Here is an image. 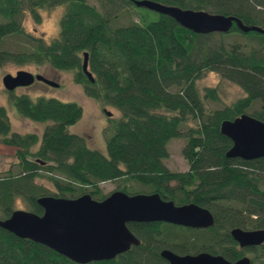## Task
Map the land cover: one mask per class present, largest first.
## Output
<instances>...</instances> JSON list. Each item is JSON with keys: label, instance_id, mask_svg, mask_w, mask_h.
<instances>
[{"label": "trees", "instance_id": "16d2710c", "mask_svg": "<svg viewBox=\"0 0 264 264\" xmlns=\"http://www.w3.org/2000/svg\"><path fill=\"white\" fill-rule=\"evenodd\" d=\"M96 1L99 7L86 0H0V65L33 62L71 70L86 95L120 112L112 130L105 133L104 154L68 131L82 113L77 102L8 91L21 116L49 122L39 137L32 131L11 130L0 104V142L14 147L18 167L16 172L7 168L0 175V218L14 209L12 200L17 195L28 210L40 214L36 198L41 195L88 193L101 199L107 193H102L99 182L118 180L115 188L126 193L155 191L176 204L195 202L211 212L213 224L188 228L164 221H128L127 227L140 242L112 258L86 263L0 227V264H167L159 254L162 248L176 253H219L229 260L247 251L249 264L264 257V241L239 247L229 234L233 226L264 228V156H226L231 140L219 131L222 120L241 113L264 121V54L259 47L244 48L236 40H225L232 33H248L264 45V31L242 32L232 25L226 32L195 33L166 14L152 10L155 17L150 18L148 8L132 0ZM154 1L231 14L264 30V0ZM56 4L64 9L51 40L25 33L24 12L37 21V9ZM122 4L136 12L138 19L111 25ZM11 35L24 37L28 44L5 47L3 41ZM84 51L92 81L81 70ZM205 70L238 84L243 94L209 108L206 102L217 101L218 93L214 85L197 87L196 79ZM255 103L256 108H251ZM188 120L194 123L188 125L182 147L188 167L171 171L162 162L166 142L180 136ZM38 178H46L50 186L37 183ZM129 180L141 187L131 189L125 184Z\"/></svg>", "mask_w": 264, "mask_h": 264}, {"label": "water", "instance_id": "95a60500", "mask_svg": "<svg viewBox=\"0 0 264 264\" xmlns=\"http://www.w3.org/2000/svg\"><path fill=\"white\" fill-rule=\"evenodd\" d=\"M142 6L172 17L179 25L195 33L226 32L235 25L242 32L264 31L258 25H247L231 14L192 9L154 0H132ZM81 70L93 80L87 69V52L82 53ZM4 89L12 91L17 86H27L33 80H41L56 86L41 73L18 69L13 74L4 73L1 78ZM106 114L110 112L104 109ZM220 133L231 140L225 155L252 159L264 156V121L241 113L219 124ZM40 214L28 209L14 208L8 216L0 218V227L18 237L42 243L74 262L109 259L138 244L139 238L129 230L128 221H164L190 227H208L213 224L211 212L195 202L176 204L163 198L158 192L126 193L113 189L101 199L88 193L76 197L41 195L36 198ZM229 234L239 247L255 246L264 241V228L244 229L233 226ZM167 264H249L246 254L226 259L219 253L198 251L176 253L168 248L159 251Z\"/></svg>", "mask_w": 264, "mask_h": 264}, {"label": "rangeland", "instance_id": "374dc122", "mask_svg": "<svg viewBox=\"0 0 264 264\" xmlns=\"http://www.w3.org/2000/svg\"><path fill=\"white\" fill-rule=\"evenodd\" d=\"M89 3L94 4L96 7L98 3L96 0H86ZM133 9L142 11V8H136L135 6H130ZM64 9L63 4H56L48 7H43L37 9L38 20L36 21L29 12H24L22 25L23 30L29 36L43 38L44 41L51 40L58 30L59 17ZM150 13V18L155 17V13L152 10H146ZM116 12L110 20L111 25H120L130 22L131 20H137V14L126 4H122L121 8ZM114 13V12H112ZM251 34L248 33H232L225 37L226 41L236 40L244 48L259 47L261 52L264 54V45L258 42L256 39L249 37ZM27 41L24 37L18 35H11L4 39L3 45L9 49L24 48L27 45ZM258 48V49H259ZM18 69H25L32 73H41L44 76L57 81V85H41L38 80H34L31 84L27 86H17L12 92H25L31 98L36 96H52L60 100H71L77 102L81 108L82 113L79 119L73 124L68 126V131L79 134L84 139L85 144L88 147L95 148L102 153L105 151V133L110 132L113 128L116 118L120 115V112L107 104L101 105L97 100L88 96L83 91L82 86L75 82L72 78V71L67 69H55L47 63H13L6 62L0 65V78L4 73H14ZM196 84L199 90L204 86H216L218 93L217 101H207L209 108H215L228 104L238 96L243 94L240 86L232 81L222 79L213 70H205L197 79ZM9 92L4 89L0 80V104H2L7 112V116L10 121L11 130L17 132H35L38 137L41 134L43 127L48 124L49 121H35L23 117L14 107L13 103L8 97ZM257 103H255L251 108H256ZM104 109L108 110L110 113L106 114ZM247 110V112H249ZM188 125H194L192 120H188L181 127L182 134L180 136H174L169 138L166 142L167 156L162 159L164 165L171 171H182L187 169V161L182 153V147L185 144L186 136L184 135L187 131ZM38 145V142L30 147L34 150ZM14 147L12 145L3 144L0 142V175L5 173L7 168L11 171H18V167L15 164L16 158L13 154ZM37 183L50 186L46 178L36 179ZM118 180H106L99 182L100 189L102 193H108L109 191L116 189L118 186ZM126 186L131 187V189L140 188L141 185L129 180L126 181ZM13 208L27 209L25 201L20 196H15L12 200ZM246 255L250 256V252H245ZM252 264H264V257L258 256Z\"/></svg>", "mask_w": 264, "mask_h": 264}, {"label": "flooded vegetation", "instance_id": "af4514ba", "mask_svg": "<svg viewBox=\"0 0 264 264\" xmlns=\"http://www.w3.org/2000/svg\"><path fill=\"white\" fill-rule=\"evenodd\" d=\"M44 76V75H43ZM46 78H48V79H50V80H52L51 78H49V77H47V76H45ZM34 81V80H33ZM52 81H54V80H52ZM38 82L41 84V85H48L47 83H45V82H43V81H41V80H38ZM57 82V81H56ZM49 86V85H48ZM181 226H183V227H188V228H195V227H190V226H184V225H181Z\"/></svg>", "mask_w": 264, "mask_h": 264}, {"label": "bare ground", "instance_id": "6f19581e", "mask_svg": "<svg viewBox=\"0 0 264 264\" xmlns=\"http://www.w3.org/2000/svg\"><path fill=\"white\" fill-rule=\"evenodd\" d=\"M261 157V156H260ZM257 158V157H256Z\"/></svg>", "mask_w": 264, "mask_h": 264}]
</instances>
